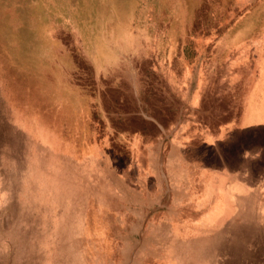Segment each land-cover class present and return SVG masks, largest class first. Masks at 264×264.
Masks as SVG:
<instances>
[{
    "label": "rangeland",
    "instance_id": "1",
    "mask_svg": "<svg viewBox=\"0 0 264 264\" xmlns=\"http://www.w3.org/2000/svg\"><path fill=\"white\" fill-rule=\"evenodd\" d=\"M74 1L78 15H98L101 6L127 21L133 10L131 0ZM243 1L201 0L188 55L147 54L153 28L141 15L144 35L132 48L139 53L92 55L64 36L46 37L34 0H0V264H164L155 232L132 234L119 212L156 185L146 178L155 173L147 166L152 128L167 127L164 138L174 141L177 125L215 127L241 108L246 72L237 68L235 81L221 83L224 63L241 59L235 48H264V2L257 21L248 16L258 0ZM104 28L93 26L96 45L110 42ZM228 30L235 38L218 61L215 42ZM62 45L72 53L57 54ZM121 129L140 141L128 146Z\"/></svg>",
    "mask_w": 264,
    "mask_h": 264
},
{
    "label": "crops",
    "instance_id": "2",
    "mask_svg": "<svg viewBox=\"0 0 264 264\" xmlns=\"http://www.w3.org/2000/svg\"><path fill=\"white\" fill-rule=\"evenodd\" d=\"M131 1L133 10L127 21L121 10H115L112 16L101 6L98 15L93 12L88 16L78 15V10H73L77 2L74 0L75 3L34 0V4L44 16L45 36L71 39L74 48L80 49L76 50L79 54L139 53L132 50L138 37L144 35L138 25L139 15L144 24L149 22L153 28L151 35L146 32L144 36L147 54L191 53L187 45L199 34L195 32V24L201 0L189 4L187 0ZM95 2L88 4L93 6ZM263 2L251 4L248 19L259 21L255 8ZM215 3L210 0V6ZM244 3L231 0L233 5L245 6ZM80 5L83 7L85 3ZM188 8H192L190 12ZM213 14L208 20L211 25L217 21ZM110 20L121 27L120 34L113 32ZM98 22L104 30L110 25L107 32L110 42L98 45L92 42L96 39L93 26ZM169 38L173 43H168ZM234 38L235 31L228 30L216 40L214 53L221 54L218 61L229 54ZM171 47L176 52L167 50ZM235 50H242L243 56L233 63L226 58L227 78L221 83L233 78L235 81L233 75L237 68L246 72L241 79L244 81L239 100L241 108L233 116L227 111V121L215 127L177 125L172 130L177 133L174 141L164 138L169 133L167 127L152 128L155 137L147 146L154 148L147 166L155 173L146 178L156 185L149 186L143 193L145 196L140 193L135 202L131 198L127 212H119L124 229L132 234L155 232L151 237L155 244L162 246L164 264H264V48L257 42ZM56 53L72 52L62 45ZM219 63L216 66L221 68L223 62ZM115 131L119 139L128 140V146L139 140L133 135L136 130Z\"/></svg>",
    "mask_w": 264,
    "mask_h": 264
}]
</instances>
